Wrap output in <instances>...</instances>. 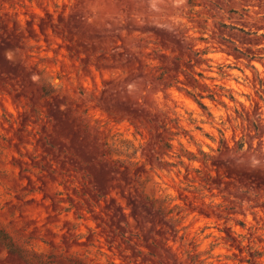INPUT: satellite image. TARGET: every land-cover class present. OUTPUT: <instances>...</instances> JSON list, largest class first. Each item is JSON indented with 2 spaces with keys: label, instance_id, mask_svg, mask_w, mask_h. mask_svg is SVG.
Instances as JSON below:
<instances>
[{
  "label": "rangeland",
  "instance_id": "obj_1",
  "mask_svg": "<svg viewBox=\"0 0 264 264\" xmlns=\"http://www.w3.org/2000/svg\"><path fill=\"white\" fill-rule=\"evenodd\" d=\"M0 264H264V0H0Z\"/></svg>",
  "mask_w": 264,
  "mask_h": 264
},
{
  "label": "trees",
  "instance_id": "obj_2",
  "mask_svg": "<svg viewBox=\"0 0 264 264\" xmlns=\"http://www.w3.org/2000/svg\"><path fill=\"white\" fill-rule=\"evenodd\" d=\"M234 50L235 51H239V49H238V47H234ZM208 52V48H205V49H203L202 51H196L195 52V54L196 55H202V54H206ZM228 53H229V51H227ZM256 57H254V56H252V57H249V59H248V61L250 62L252 59H255ZM205 60V59H204ZM251 66V65H250ZM223 67L224 66H219V71H218V75L221 77V78H224L225 76H226V72L225 71H223ZM229 67V66H228ZM186 74H187V78L188 77H190L191 79H194V81H195V87H194V89H192V90H189V89H187L186 87H184V86H182V87H178V85H174V86H177L178 88H180L181 90H184V91H186L187 92V94H189L191 97H193L194 98V100L196 101V103L200 106V107H202V108H205L206 106H205V104L203 103V99L204 98H206V97H208V98H210L211 100H213V101H218V102H220L221 104H223L224 106L226 105L225 104V102L221 99V97L223 96L222 94H220V93H217V92H214V91H211L208 95H203V93H201L200 91H197V86H203L204 88H206L207 89V85H205V84H199V82H198V80L194 77V74L193 73H190V72H186ZM198 75L199 76H201V77H203V73L202 72H199L198 73ZM212 79H215V77H212ZM178 82H181V83H183V84H186V82H184V81H178ZM168 87H170V86H173L172 84H168L167 85ZM217 86H220V85H217ZM220 87H222L223 88V86H220ZM209 89V88H208ZM228 98H230V99H232V100H235L234 98H233V96H231V95H228ZM221 143L222 144H224V145H226L227 146V144H226V142H225V140L224 139H222L221 140ZM172 145L171 144H169V147H171Z\"/></svg>",
  "mask_w": 264,
  "mask_h": 264
}]
</instances>
